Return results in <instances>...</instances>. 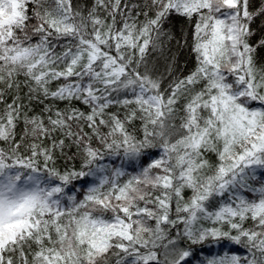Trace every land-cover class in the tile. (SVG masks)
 <instances>
[{"label": "snow or ice", "instance_id": "snow-or-ice-1", "mask_svg": "<svg viewBox=\"0 0 264 264\" xmlns=\"http://www.w3.org/2000/svg\"><path fill=\"white\" fill-rule=\"evenodd\" d=\"M258 19L264 0H0V264H264Z\"/></svg>", "mask_w": 264, "mask_h": 264}, {"label": "trees", "instance_id": "trees-1", "mask_svg": "<svg viewBox=\"0 0 264 264\" xmlns=\"http://www.w3.org/2000/svg\"><path fill=\"white\" fill-rule=\"evenodd\" d=\"M88 3H91V0H87ZM262 2V0H251V4L253 8H256L259 6V4ZM169 28H174L177 38H180V36L183 35H188L191 31L190 27L187 25V23L181 19H177L174 21L172 25L168 26ZM254 27L257 30V38L264 34L260 31L262 27H264V20L258 19L256 21V24ZM189 42L191 40L190 35H188ZM172 54L175 56V61H174V68L171 69L172 72H174L175 76H186L189 74L191 71L194 70L195 68V58L194 55L190 52L189 48L181 46L180 48H177L175 41L172 42ZM150 58L152 60V63L156 64L157 61H159V71L167 75L169 69L167 68V65L164 62V59L159 56V53H150ZM257 60L260 64L264 65V49H260L257 53ZM166 86V85H165ZM63 107V105H60ZM2 107V105H0ZM117 109H113V111H116ZM36 111H39V106H37ZM123 113H121L122 115ZM20 129H18V132ZM0 146H3L2 143H0ZM68 155H73L75 153V148L71 149H66L65 150ZM59 156V153H57ZM211 159L214 161L215 156L212 155ZM79 159H67V158H60L58 159L57 166L60 168H63L65 165L71 167L75 165L76 167H79ZM127 177H121V180H125ZM79 198H82V195L77 192L76 193ZM223 243L227 244V241H224ZM229 247H233L232 245L229 244ZM238 247V246H235ZM216 251H219V248L215 249ZM242 252L243 249H240Z\"/></svg>", "mask_w": 264, "mask_h": 264}]
</instances>
